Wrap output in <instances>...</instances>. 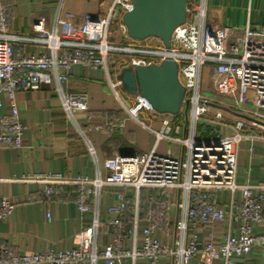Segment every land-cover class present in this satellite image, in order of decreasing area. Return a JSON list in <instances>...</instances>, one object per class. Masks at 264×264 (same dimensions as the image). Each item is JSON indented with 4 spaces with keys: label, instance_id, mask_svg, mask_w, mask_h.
I'll use <instances>...</instances> for the list:
<instances>
[{
    "label": "built area",
    "instance_id": "1",
    "mask_svg": "<svg viewBox=\"0 0 264 264\" xmlns=\"http://www.w3.org/2000/svg\"><path fill=\"white\" fill-rule=\"evenodd\" d=\"M133 2L112 0L104 15H85L77 33L68 28L64 35L59 34V29L68 27L66 21L58 20L49 30L40 20L34 27L38 37L32 39L10 32L8 8L0 3V85L11 100L9 114L0 119V143L21 147L24 125L15 99L20 93L38 91L41 85L56 84L62 108L69 118L88 112V95L64 88L73 66L105 71L112 94L128 116L139 123L142 111H155L142 96L122 93L119 75L123 69L161 65L171 59L178 65L179 80L185 88L180 112L168 115L170 118L163 120L162 129L155 131L157 145L167 141L181 146L179 156L171 151L161 155L156 149L142 155H116L105 161V175L99 174L93 180L53 174L35 176L34 182L46 185L48 201L57 194V188L72 187L78 212L91 215L92 221L79 233L73 249L20 255L4 248L0 251V264H136L141 259L159 264L162 257H171L173 264H189L196 257L203 264H215L219 259L223 264H243L241 259L254 248L264 250V234L258 235L254 229L264 224V185L236 183L238 148L245 138L243 131L250 124L238 120L228 125L221 112L213 115L214 119H205L211 114L209 104H223L202 95L205 68L212 66L214 91L234 98L226 107L264 121V30L256 31L249 26L241 30L214 28L207 21V0H188L186 23L175 29L168 50L159 38L142 41L129 35L124 16L132 11ZM114 22H117L115 34L111 29ZM23 41L41 43L44 50L37 55L16 53L15 46ZM200 124L211 125L216 136H200L197 132ZM124 128V121L111 123L108 132ZM221 128H228L231 134L223 135ZM88 146L95 157L94 147L90 143ZM113 186L132 187L136 191L135 242L141 192L160 194L159 199L150 198L154 208L147 217L152 225L143 230L141 248L126 246L133 233L121 218L110 222L111 242L103 249L98 245L103 229L101 196L105 188ZM223 191L230 193L232 204L234 194L241 191L242 202L236 205L235 215L220 206L218 193ZM173 204L177 206L178 217L172 229L169 214ZM126 209L127 198L120 193L119 205L112 211L122 215ZM14 210L15 205L8 198L1 199L0 222L9 220ZM233 222L238 224V235L229 233L225 242L219 243L213 227L229 223L231 229ZM161 226L165 227L164 240L154 237V230ZM201 231L205 232L203 243Z\"/></svg>",
    "mask_w": 264,
    "mask_h": 264
},
{
    "label": "crops",
    "instance_id": "2",
    "mask_svg": "<svg viewBox=\"0 0 264 264\" xmlns=\"http://www.w3.org/2000/svg\"><path fill=\"white\" fill-rule=\"evenodd\" d=\"M111 1L0 0V3L8 8L10 32L32 39L38 37L34 27L40 20L44 21L49 30L55 27L58 20L66 21L68 27L59 29V34L64 35L68 28L77 33L81 30L85 15H104ZM207 21L214 28L233 27L241 30L249 26L256 31L264 30V0H207ZM43 50V45L34 41L19 42L15 46L16 53L26 55H37ZM106 79V73L102 69L83 66L71 68L69 81L64 88L68 92L87 94L89 106L88 112L77 113L74 119L65 114L55 83L44 84L38 91L16 96L15 104L24 125V132L21 147L0 143V200L8 198L15 205L10 219L0 222V251L11 248L17 254L32 255L50 250L73 249L77 245L79 233L92 221L91 215H81L78 212L77 197L72 187L57 188V194L48 201L45 195L46 185L34 182L32 179L35 176L53 174L68 179L93 180L99 174L105 175V161L116 155L135 156L150 153L155 149L161 155L167 154L168 151L175 156L181 153L180 145L167 141H161L157 145L155 131L162 129V122L168 115L158 113L159 115L155 116L157 120H151V124L141 119V114L145 113L151 119L152 111L141 112V123L131 119L106 85ZM215 101L223 104L218 106L227 108V103ZM0 103L1 119L9 114L11 107L9 95L2 91L1 85ZM257 120L264 123L262 119ZM122 121L125 122L123 130L108 132L111 123ZM224 122L228 125L234 124L231 121ZM154 123L156 127L152 126ZM205 126L211 128V125ZM221 132L223 135L231 134L228 128H221ZM243 134L245 138L238 148L236 183L238 186L264 185V126L250 124ZM89 143L96 151L95 157L89 152ZM145 191L149 192L143 190ZM120 193H123L128 201V209L122 215L112 211L119 205ZM135 194L136 191L132 187L113 186L103 191L100 200L103 229L98 241L101 249L111 242L113 228L110 222L117 218L123 219L133 233L126 241V246L130 249L134 245L141 248L143 230L152 225L147 216L154 206L151 203L146 214L139 215L135 242ZM156 194L160 196L159 193ZM218 200L228 214L235 215L236 205L242 202L241 191L234 194L233 204L228 191L218 193ZM177 217V206L173 204L169 214L172 229ZM254 229L256 234H264V224L256 225ZM213 230L218 242L224 243L229 233L238 235V224L233 222L231 229L229 223L217 224ZM154 237L164 240L165 227H157ZM201 237L203 243L204 231H201ZM241 262L264 264V250L254 248ZM136 264L148 263L141 259L137 260ZM159 264H173V260L171 257H162ZM189 264L203 263L196 257ZM215 264H223V260L219 259Z\"/></svg>",
    "mask_w": 264,
    "mask_h": 264
},
{
    "label": "water",
    "instance_id": "3",
    "mask_svg": "<svg viewBox=\"0 0 264 264\" xmlns=\"http://www.w3.org/2000/svg\"><path fill=\"white\" fill-rule=\"evenodd\" d=\"M187 3L188 0H134L132 11L124 16L129 35L142 41L159 38L170 50L173 32L186 23ZM119 79L125 91L142 96L159 114L176 115L183 106L185 88L179 80L178 65L171 59L151 67L125 68ZM208 106L210 111L223 108L214 104ZM232 116L253 126H264L248 115L232 111Z\"/></svg>",
    "mask_w": 264,
    "mask_h": 264
},
{
    "label": "rangeland",
    "instance_id": "4",
    "mask_svg": "<svg viewBox=\"0 0 264 264\" xmlns=\"http://www.w3.org/2000/svg\"><path fill=\"white\" fill-rule=\"evenodd\" d=\"M117 27V22H114L111 29H112V33H116L115 28ZM111 71L112 74L115 75V71L113 69V67L111 66ZM213 67H206L205 68V72L203 74V83H202V95L206 96L209 99H214V100H221L222 102L225 103H231L233 102L234 98L230 95H225V94H221L219 92H215L213 89V78H214V73H213ZM106 85H108V80L106 79ZM109 86V85H108ZM122 93H124V95H127V93L125 92V90H122ZM186 107V106H185ZM217 112H221L223 117L225 118V121H231L232 123H235L236 119L232 118V111H230L229 109L223 107L221 109H215L213 108L211 110V114L206 115L204 118L205 119H214V116ZM159 114L155 111L153 113H151V119H149L145 113L141 114V119L145 120L148 124H151V120L156 121L157 119L155 118V116H158ZM165 118H170L169 116H166ZM186 122V120H185ZM153 127H156L155 123L152 124ZM197 132L200 136H202L203 138H214L216 135L214 134V131H212V135H207L206 133L208 132L206 129L202 128V125H198L197 128ZM144 153H140L138 155H142Z\"/></svg>",
    "mask_w": 264,
    "mask_h": 264
},
{
    "label": "trees",
    "instance_id": "5",
    "mask_svg": "<svg viewBox=\"0 0 264 264\" xmlns=\"http://www.w3.org/2000/svg\"><path fill=\"white\" fill-rule=\"evenodd\" d=\"M202 128H204V129H206L208 132L206 133L207 135H212V131H213V129L212 128H210V127H207V126H205V125H202ZM206 138H208V137H206ZM152 196H155L156 198H159L158 196H157V194L155 195V193H152V192H141V197H140V214L141 215H144V214H146V211H147V208L149 207H151L150 205H151V201H150V198L152 197ZM142 200H146V202H144V201H142Z\"/></svg>",
    "mask_w": 264,
    "mask_h": 264
}]
</instances>
